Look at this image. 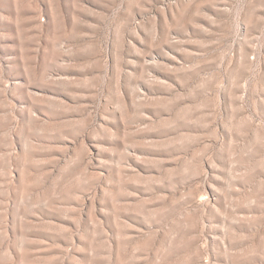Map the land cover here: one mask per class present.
<instances>
[{"label":"rangeland","instance_id":"1","mask_svg":"<svg viewBox=\"0 0 264 264\" xmlns=\"http://www.w3.org/2000/svg\"><path fill=\"white\" fill-rule=\"evenodd\" d=\"M0 264H264V0H0Z\"/></svg>","mask_w":264,"mask_h":264}]
</instances>
